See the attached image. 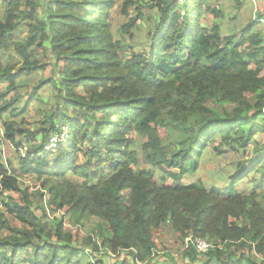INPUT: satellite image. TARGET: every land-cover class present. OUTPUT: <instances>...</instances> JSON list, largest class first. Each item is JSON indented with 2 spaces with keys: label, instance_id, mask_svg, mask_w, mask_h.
<instances>
[{
  "label": "trees",
  "instance_id": "1",
  "mask_svg": "<svg viewBox=\"0 0 264 264\" xmlns=\"http://www.w3.org/2000/svg\"><path fill=\"white\" fill-rule=\"evenodd\" d=\"M116 4L136 12L118 40ZM148 4L154 30L140 52ZM225 19L213 0H0V198L12 217L0 210V264H105L97 254L122 251L130 259L114 264H264V12L230 34ZM43 89L56 100L33 131L27 112ZM62 127L69 139L51 149ZM254 140L262 154L226 185L189 180L209 148L246 152ZM1 142L21 155L17 167ZM24 176L39 187L23 188ZM166 226L214 248L190 242L181 263L154 260Z\"/></svg>",
  "mask_w": 264,
  "mask_h": 264
},
{
  "label": "rangeland",
  "instance_id": "2",
  "mask_svg": "<svg viewBox=\"0 0 264 264\" xmlns=\"http://www.w3.org/2000/svg\"><path fill=\"white\" fill-rule=\"evenodd\" d=\"M122 0H118V3L121 5ZM213 2H219L222 6V9L224 10V13L226 15L225 21L222 22L221 28L224 33L230 34L232 33V29L239 30L242 28L246 23L249 22L251 19H256L258 13L264 12V8H262L261 0H256L255 2H251L250 0H213ZM142 10L144 11V16L146 17V20L143 22H138V26L142 28L141 32L138 30L135 31L133 43H135L139 47V51L142 52L143 46L146 45V33L149 29L154 30V24L152 23V17L155 16V10L151 9L149 6H142ZM121 7L116 4L115 8L111 11V17L113 19V31L115 33V37L118 40L119 39V33L118 29L122 24H125L129 21V18H135L136 12L134 9H131L129 12V17H125L121 15L120 13ZM44 16V17H43ZM43 19L47 17V14L44 12L42 14ZM130 46V42L127 41V43L124 45V48ZM146 49V46H144V50ZM121 53V50H119V54ZM10 53L8 51L4 52L3 62L5 64H8L11 61ZM17 73V71H16ZM25 85V83H22ZM29 88L28 91H31L32 87H29L28 84H26ZM27 90L24 89V92ZM38 93V92H37ZM41 94V97L39 96ZM38 97H40V100L38 101L37 105H34L30 108L29 112L30 117L28 119L29 121V128L33 131L36 130L38 126H36V123L40 121L44 117V112L49 109V103L54 99L55 96L52 94V90L49 89H43L40 90L37 94ZM38 120V121H37ZM39 139L41 142V136H39ZM139 141H141L140 138H138ZM216 144H218L221 141V137H218L216 139ZM2 143V154L4 155V158H10L13 163L15 164V167L18 166V157L20 154H17L13 147L5 145ZM52 149V148H51ZM262 154V151L260 149V144L258 140H254V142L250 145V147L247 149L246 152L240 151L238 153H229L223 156H217L212 148H209L206 151L205 156L201 160L202 162V168L191 178H189L190 181H197L198 179H201L205 186L207 188H212L213 186H219V185H226L229 180L226 178L230 175H237L238 169L240 164L244 163H252L251 161L257 159ZM21 156V155H20ZM156 174H160L159 170L155 171ZM254 179H259V175L255 174L254 172L249 176L248 179L245 180V182L242 184H239V189L243 194H250L254 191V186H251L252 181ZM22 185L23 188L31 185L32 187H35L36 185L39 187V182L35 179L34 176H24L22 177ZM189 182V181H188ZM251 183V184H250ZM46 199V197H44ZM4 197L0 198V210L6 214L7 219H12V217L8 214V210L3 204ZM48 210V216L50 218L55 217H62L63 214L61 212L54 213L53 208L47 207ZM69 217L66 216L65 222L66 227H68L69 230L73 232V229H77L78 225L69 224L68 221ZM11 225H14L13 222H11ZM95 223L90 222L88 223L87 227L82 226L81 227V233L85 235H90V230L93 229ZM7 233V231H5ZM2 234H0L1 236ZM156 243H157V250L156 254L153 257L154 260H158L157 257L160 258V260H163V257H165L167 254L172 255L175 257L178 262L181 263L182 256H183V249L187 247V244L181 242L178 240L172 231V229L168 226L163 227L162 229L158 230V233H155ZM187 242V240H186ZM185 245V247H184ZM91 258H93V254L88 251ZM98 259L104 260L105 264H114L117 261H121L124 258H129L126 251H122L116 255L110 254V255H104L103 252L97 254Z\"/></svg>",
  "mask_w": 264,
  "mask_h": 264
},
{
  "label": "built area",
  "instance_id": "3",
  "mask_svg": "<svg viewBox=\"0 0 264 264\" xmlns=\"http://www.w3.org/2000/svg\"><path fill=\"white\" fill-rule=\"evenodd\" d=\"M68 139H69V130L67 127H62L60 137H54L52 139V144L50 148L56 147L58 143H66ZM190 242L196 247L198 252L202 254L207 253L209 250L214 248V245L212 243H209L203 239L192 240L191 238H188L186 244L188 245Z\"/></svg>",
  "mask_w": 264,
  "mask_h": 264
}]
</instances>
